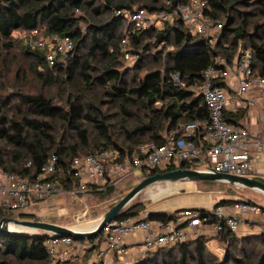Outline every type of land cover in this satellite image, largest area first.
Segmentation results:
<instances>
[{
  "label": "trees",
  "instance_id": "obj_1",
  "mask_svg": "<svg viewBox=\"0 0 264 264\" xmlns=\"http://www.w3.org/2000/svg\"><path fill=\"white\" fill-rule=\"evenodd\" d=\"M204 1L206 13L224 24L212 42L192 34L178 18L161 28L151 26L134 32L129 22L116 15L117 10H162L167 7L164 0H0L3 69H7L6 56L20 48L41 84L36 93H13L17 98L15 116L9 115L11 97L0 103L2 169L35 179L56 156L64 171L59 178L63 187L71 190L78 184L72 175L74 158L111 148L130 156L147 142L164 143L167 133L184 124L208 119L209 110L201 93L203 74L210 66L218 69V56L234 64L241 53L250 51L254 75L264 78V0ZM34 29L44 35L70 36L74 51L65 61L48 66L42 50L28 48L24 37L22 44L13 35L14 31ZM128 32V48L138 57L125 69L120 44ZM173 71L181 75L182 85L170 82ZM20 72L19 68L17 74ZM63 75L65 83L74 84L66 97L65 91L62 95L52 92L60 88ZM4 82L0 83V91ZM220 84L224 85L223 81ZM58 102H64L67 109ZM110 108L117 110L109 113ZM247 115V108L226 110L225 119L240 124ZM181 167L192 166L183 163ZM175 169H154L149 175ZM115 189L110 186L105 191H91L103 198ZM148 211L135 204L118 218H143ZM174 213L149 212L147 219L171 222ZM10 214V210L0 207V218ZM20 216L34 219L32 213ZM222 224L217 235L219 243L227 245L222 261L210 252L208 238L199 236L190 242L148 251L135 264H257L262 253L251 246L264 242V234L238 237ZM39 232L0 233V264H51L54 257L46 248L43 232ZM98 238L102 239V232L88 240Z\"/></svg>",
  "mask_w": 264,
  "mask_h": 264
},
{
  "label": "built area",
  "instance_id": "obj_2",
  "mask_svg": "<svg viewBox=\"0 0 264 264\" xmlns=\"http://www.w3.org/2000/svg\"><path fill=\"white\" fill-rule=\"evenodd\" d=\"M164 2L167 7L162 10H117L116 15L129 22L132 25L131 31L134 32L147 30L151 26L158 27L159 22L163 27L166 22L172 23L178 18L192 34L202 35L212 42L223 29L222 21L206 13L204 0H189L187 3L175 0ZM130 33L122 39L120 50L126 61L134 62L138 56L128 49ZM21 34L28 48L45 53L50 67L65 61L75 49L70 36L44 35L40 29ZM215 63L218 69L210 66L204 72L201 88L209 110L208 119L184 124L167 133L164 143L147 142L140 145L130 156L111 148L74 158L72 175L78 180V184L71 190H66L59 178L64 171L58 166L56 156L50 158L35 179L5 171L0 166V207L15 211L28 208L31 201H44L57 194L68 193L78 197L93 188L105 191L108 187L123 182L136 171H141L146 176L154 169L165 170L170 166L181 168L183 163L190 164L193 169L251 177L253 160L248 145L263 148L264 136L253 137L249 128L227 122L225 112L231 102V88L235 89L241 108L255 105L253 96L257 90L264 93V78L254 75L253 55L250 51L241 53L234 64H230L225 56H218ZM170 76L172 85H182L178 72L173 71ZM221 81L224 85L220 84ZM260 120L264 129V119ZM148 213L143 218L123 216L108 222L102 229V238L106 240L107 249H101L90 264H127L129 248L125 244V238L129 235L143 234L141 247L146 253L197 239L200 236L195 230L197 225L210 229L216 238L223 229L222 223L236 233L245 216H264V208L248 200H232L229 203L218 201L210 208H184L176 211L171 222L147 219ZM212 218L217 220L211 222ZM217 243L207 242L209 250L216 255L223 250V246ZM45 245L54 258L67 259L73 257L78 248L89 249L92 242L88 239L77 240L49 234ZM112 253L116 258L113 261L110 259Z\"/></svg>",
  "mask_w": 264,
  "mask_h": 264
},
{
  "label": "rangeland",
  "instance_id": "obj_3",
  "mask_svg": "<svg viewBox=\"0 0 264 264\" xmlns=\"http://www.w3.org/2000/svg\"><path fill=\"white\" fill-rule=\"evenodd\" d=\"M157 25L159 28L162 27V23L160 22ZM13 35L20 41L22 40L21 37L23 36L21 31H14ZM21 43L23 44L22 41ZM28 61V58L20 48L12 51L6 56V70L3 69L2 58H0V83L1 81H5L4 87L0 91V103L4 99L11 97L12 106L9 108V115L11 116H15V114H17V107L15 106V103H17V98L13 97V93L19 90H22L25 93H36L41 88L40 82L29 68ZM124 61V66L126 67L125 69L131 67V65L134 63L133 61H126L125 58ZM19 68L21 72L17 74V70ZM1 74L4 76L5 80H3V76ZM23 74H25V77H23ZM73 86V83H65V76L63 75L60 88L54 89L52 92L57 93V95H62L63 91H65L64 96L66 97L69 91L74 90ZM58 104L59 106L67 109V106L64 102H58ZM116 110V108H110L109 113H113ZM143 178V173L141 171H136L132 176L125 179L123 182L113 185L116 188L114 192L104 196L103 198L98 197V195L92 191L80 194L78 197H72L67 193V195H59L61 198L57 199L56 206H54L55 204L53 205L54 201L51 203L47 201L46 203L44 202L43 205L33 208L31 207L11 211V214L8 217L22 220L51 222L63 226H73L75 229H89L96 224L97 220L103 217V215L112 205L118 202ZM185 195H198L203 197V199L207 200V205L210 207L216 204L212 202L221 201L220 199L223 198L224 195L248 199L252 202H258V204H260L262 207L264 206V194L261 192L238 186H230L219 182L203 180L157 184L156 186L150 187L141 192L127 206V208L138 204L139 207H142L143 205L148 210H157L159 208L160 211V209H164L166 206H169L168 204H171L168 211L174 213L173 210L175 207L173 200H175L177 197L180 198ZM29 211H33L32 214H34V219L22 218L20 216V214L29 213ZM220 246H223L221 253L216 255L212 251L210 252H212V255H215L219 261H222L226 254L227 245L222 243ZM251 247H254L256 252H264V242H254ZM73 258L74 257L67 259L53 258L51 264H58L59 262H62V264H82L79 260H74Z\"/></svg>",
  "mask_w": 264,
  "mask_h": 264
},
{
  "label": "crops",
  "instance_id": "obj_4",
  "mask_svg": "<svg viewBox=\"0 0 264 264\" xmlns=\"http://www.w3.org/2000/svg\"><path fill=\"white\" fill-rule=\"evenodd\" d=\"M229 95H230L231 102L228 106V110L236 111L240 109L241 106H239L238 104V95L235 92L234 88H231L229 90ZM253 98H255L256 104L247 108L248 115L245 116V118L240 122V124L242 126L249 128L253 134L252 135L253 137H255L256 135L264 136V129L261 125V120H260L261 118L264 119V93H262L261 90H257ZM248 151L250 152L252 160H253V170H252L251 177H255L261 181L262 180L264 181V147L261 149H258L253 144H249ZM59 195H63V193L54 195L53 197H50L44 201H31L28 208H31V207L33 208L36 206L43 205V203L44 202L46 203L47 201L49 203L54 201L53 205L55 204L54 206H56L57 199L61 198L59 197ZM220 200L232 201V200H248V199L236 198V197L224 195V197L221 198ZM173 201H174L173 204L175 207L173 210L174 212L179 211L184 208H210V206L207 205V200L203 199V197H200L198 195H185L180 198L177 197ZM216 202H212V203H216ZM168 205L169 206H166L164 209H160V211L167 212L168 214L173 213V212L168 211L171 204H168ZM52 210H53V207H52ZM157 210H159V208ZM151 211H155V210L149 209L148 212H151ZM32 212L33 211H29V213H32ZM195 230L199 232L200 236H205L206 238H208V241L210 242L212 241V243L213 242L219 243L218 238L215 237V234L211 232L210 229L205 228L202 225H197ZM259 234H264V216L261 214H248L247 216H245L243 222L241 223L239 227V230L236 232V235L240 237H245V236H250V235H259ZM142 236L143 234L138 233L136 236L129 235L125 238V244L129 248V254H128V259H127L128 264H135L146 254L144 253L141 247ZM101 249H104V250L107 249V243L105 239L98 238L94 242H92V245L89 249L78 248L73 255L74 257L73 259L79 260L82 264L83 263L90 264L95 259V257L97 256V254L99 253ZM87 250H90V251L87 252ZM110 255H111V258H110L111 261H113V259H116L113 253Z\"/></svg>",
  "mask_w": 264,
  "mask_h": 264
},
{
  "label": "water",
  "instance_id": "obj_5",
  "mask_svg": "<svg viewBox=\"0 0 264 264\" xmlns=\"http://www.w3.org/2000/svg\"><path fill=\"white\" fill-rule=\"evenodd\" d=\"M214 181L230 186H238L255 190L264 194V181L255 177L236 176L228 173H219L193 168H177L172 171L157 172L144 177L139 183L133 186L118 202L112 205L102 218L97 220L92 229H75L73 226H63L45 221L22 220L13 217L0 218V233L20 232H43V237L49 234L58 237H73L75 239H90L102 232L103 227L122 214L127 206L144 190L161 183H173L179 181ZM243 201V200H241ZM221 203L226 200L219 201ZM157 214H168L159 210L151 211ZM257 264H264V252L261 254Z\"/></svg>",
  "mask_w": 264,
  "mask_h": 264
},
{
  "label": "bare ground",
  "instance_id": "obj_6",
  "mask_svg": "<svg viewBox=\"0 0 264 264\" xmlns=\"http://www.w3.org/2000/svg\"><path fill=\"white\" fill-rule=\"evenodd\" d=\"M93 227H95V225L93 226ZM93 227H91V228H89V229H92ZM79 230V229H78ZM85 230V229H84Z\"/></svg>",
  "mask_w": 264,
  "mask_h": 264
}]
</instances>
